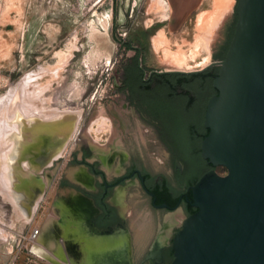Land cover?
Returning a JSON list of instances; mask_svg holds the SVG:
<instances>
[{
    "label": "rangeland",
    "instance_id": "1",
    "mask_svg": "<svg viewBox=\"0 0 264 264\" xmlns=\"http://www.w3.org/2000/svg\"><path fill=\"white\" fill-rule=\"evenodd\" d=\"M236 1L212 32L220 11L215 0L209 12L192 13L177 31L169 26L167 0H0V173L5 174L4 180L0 177V264H56L23 240L34 230L60 264L114 259L98 254L100 247L106 254L116 244L110 238H91L89 231L61 226L63 204H80L75 206L56 183L61 176L73 182L82 177L81 168L65 164L83 146L91 149L90 160H103L109 177L128 156L160 170L166 151L126 104L121 88V70L132 56L126 42L145 45L140 64L146 72L202 69L169 67L160 59L155 38L161 34L173 54L181 51L186 58L198 45L194 61L187 59L194 68L208 55L206 37L212 40L209 64L224 27L234 25ZM65 111L79 114L73 130L55 116ZM42 114L49 116L43 120ZM172 116L180 128L185 125L179 110ZM113 197L121 213L129 215L125 235L118 238L119 246L125 245V264H153L143 258L158 238L159 213L150 210L136 183H127ZM180 224H173L175 230ZM170 236L169 230L163 241Z\"/></svg>",
    "mask_w": 264,
    "mask_h": 264
},
{
    "label": "water",
    "instance_id": "2",
    "mask_svg": "<svg viewBox=\"0 0 264 264\" xmlns=\"http://www.w3.org/2000/svg\"><path fill=\"white\" fill-rule=\"evenodd\" d=\"M234 14L221 61L191 72H159L195 75L218 66L200 156L225 171L210 170L190 187L196 211L172 236L170 264H264V0H237ZM110 239L116 246L99 256L118 260L124 256L122 242Z\"/></svg>",
    "mask_w": 264,
    "mask_h": 264
},
{
    "label": "flooded vegetation",
    "instance_id": "3",
    "mask_svg": "<svg viewBox=\"0 0 264 264\" xmlns=\"http://www.w3.org/2000/svg\"><path fill=\"white\" fill-rule=\"evenodd\" d=\"M233 31L232 22L224 27L222 41L212 53V62L224 58ZM139 40L141 42V38ZM126 47L132 52V56L129 64L121 70L120 84L125 102L151 128L156 142L166 151L165 159L161 162L160 170H156L145 164L142 158L128 156L120 170L116 171L117 174L109 177L107 169L103 167V160H90L91 149L81 147L78 153L71 155L65 165L81 168L82 177L73 182L61 176L56 183L57 190L73 197L71 202H74L75 206L76 203L80 204V208L67 202L63 204L61 226L75 230L84 229L92 233L91 238L108 234L124 237L127 224L125 217L129 215L121 213L113 196L127 183H136L143 197L148 200L150 210L160 215L158 238L150 253L143 258V263L151 261L153 264H170L171 239L178 229L175 230L176 226L173 225L176 223L167 219L177 213L181 218L191 215L190 211L195 209L189 203L190 187L204 173L218 169L201 158L200 143L208 132L203 124L204 113L208 100L217 94L213 79L219 68L213 65L199 74L183 75L194 77L179 82L177 76L180 74L143 70L140 61L145 57L144 44L132 46L126 42ZM176 109L183 115L185 125L182 128L172 116ZM186 135L195 138H188ZM197 148L199 156L194 161L192 153ZM159 205H166V208H157ZM169 230L171 236L165 243L163 238ZM118 262L121 261H116Z\"/></svg>",
    "mask_w": 264,
    "mask_h": 264
},
{
    "label": "bare ground",
    "instance_id": "4",
    "mask_svg": "<svg viewBox=\"0 0 264 264\" xmlns=\"http://www.w3.org/2000/svg\"><path fill=\"white\" fill-rule=\"evenodd\" d=\"M231 1L232 0H215V2H216V6L219 8V15H216L215 17H217V18H213L214 19V21H213V23H212V28L213 27H215L217 24H218V22L219 21H221L220 19L221 18H219L220 16H222V15H224L227 11H228V9L230 10V8H229V6H230V4H231ZM214 2V3H215ZM158 5V4H157ZM163 7V6H162ZM214 7H215V5H214ZM160 8H161V6H160ZM216 10H217V8H215ZM212 18V17H211ZM200 20H202V18L200 19ZM199 21V20H198ZM205 24V23H204ZM220 24V23H219ZM203 26V25H202ZM207 27V26H206ZM204 28V27H203ZM215 28H217V26L215 27ZM215 28H213L214 30H212V32L213 31H215ZM205 29V28H204ZM208 31H209V29H207ZM206 30V31H207ZM210 32H211V30H210ZM212 34V33H211ZM215 34V33H214ZM158 35V36H157ZM156 36V38H155V47H156V50H157V52L159 53V51L160 50H162V53H161V60L165 63V64H167L169 67H173V68H175V69H188V70H190V69H197V68H200V67H203V66H205V64L209 61V54H210V50H209V43H211V41L210 42H208L209 40H208V38H202L203 39V45L206 47V49H207V51H208V55L207 56H204V58L202 59V61L199 63V65H196L194 68H192V67H190L188 64H187V59H189V60H191V61H194V58L198 55L197 54V50H198V45H195L194 46V51L193 52H191L190 54H189V56L186 58V56H185V54L183 53V52H181L180 50V52H176V53H172L171 52V50H170V48H168L165 44V42L166 41H164V37L161 35V34H157ZM212 37V36H211ZM211 37H210V39H211ZM201 39V38H200ZM96 42V41H95ZM165 43V44H164ZM183 45V44H182ZM187 45V44H186ZM165 46V47H164ZM204 50H205V48H204ZM160 54V53H159ZM60 56V55H59ZM61 56H62V54H61ZM64 57V56H63ZM160 57V56H159ZM195 65V64H194ZM181 72H184V71H181ZM191 72V71H190ZM12 99V98H11ZM11 101V100H10ZM23 102V101H22ZM7 108V107H6ZM56 112H57V110H56ZM43 115V114H42ZM47 115V114H46ZM52 115V114H51ZM44 116V118H42L43 120H45V117H48V116H45V115H43ZM55 116H57V117H59L60 119H61V124L63 125V126H68L69 128H71L72 130L76 127L75 125H76V120H77V118L79 117V114L77 113V112H69V111H65V112H61L60 114H57V115H55ZM42 117V116H41ZM47 120V119H46ZM8 124V123H7ZM102 124V126H103V123H101ZM100 124V125H101ZM5 125V124H4ZM48 125H50V124H48ZM54 125V124H53ZM59 125V124H58ZM10 127V126H9ZM101 127V126H100ZM3 128V127H2ZM14 128V127H13ZM8 129V128H7ZM99 129V128H98ZM11 130V129H10ZM58 130V129H57ZM56 131V130H55ZM5 132V131H4ZM7 132V131H6ZM5 132V133H6ZM4 133V134H5ZM10 133V132H9ZM8 133V134H9ZM43 133V132H42ZM46 134H48V133H46ZM45 135V134H44ZM46 136V135H45ZM2 136H0V138H1ZM42 137V136H41ZM44 137V136H43ZM1 139H3V138H1ZM49 140H51V139H49ZM48 140V141H49ZM59 140V139H58ZM57 140V141H58ZM0 141H2V140H0ZM47 141V142H48ZM51 142V141H50ZM53 143V142H52ZM6 144H8V143H6ZM45 144V143H44ZM51 145V144H50ZM11 146V145H10ZM53 146V145H52ZM4 147H6V145H4ZM51 147V146H50ZM55 147V146H54ZM1 148H2V146H1ZM48 148H49V143H48ZM50 149H52V147L50 148ZM49 150V149H48ZM4 155V154H3ZM5 156V155H4ZM6 157V156H5ZM0 175H1V173H0ZM4 175L5 174H3V172H2V175L0 176L1 177V179L2 180H4ZM4 177V178H3ZM3 182V181H2ZM8 188V187H7ZM33 211H34V209H33ZM168 221H172L173 223H181L182 222V218L180 217V215L179 214H175V215H173L172 217H170L169 219H167ZM108 237V236H107ZM110 238H119L118 236H117V234H112V235H110ZM123 241V240H122ZM49 246L50 247H52V244L50 245V243H49ZM123 248H121L122 250H124V242H123ZM46 248V247H45ZM44 248V246H43V241H42V238H37L36 239V241L34 242V243H32V252H34L36 255H38V256H40V257H42V258H47L49 261H51V262H53V263H56V264H60V258H58V256L57 255H52L51 254V252H48V250H46ZM101 253V249L99 248V250H98V254H100ZM88 259H89V263L91 264V257H88ZM121 259H123V261L124 262H118V263H116V261H118V260H116V259H112L111 261H109L110 263L109 264H125V258H124V256L122 257V258H120V261H121ZM98 262H100V264H108V261H103V260H98Z\"/></svg>",
    "mask_w": 264,
    "mask_h": 264
},
{
    "label": "crops",
    "instance_id": "5",
    "mask_svg": "<svg viewBox=\"0 0 264 264\" xmlns=\"http://www.w3.org/2000/svg\"><path fill=\"white\" fill-rule=\"evenodd\" d=\"M212 1L213 0H167L170 8V28L175 31L179 30L192 13L209 12L212 8L210 7ZM233 1L235 3V0Z\"/></svg>",
    "mask_w": 264,
    "mask_h": 264
},
{
    "label": "trees",
    "instance_id": "6",
    "mask_svg": "<svg viewBox=\"0 0 264 264\" xmlns=\"http://www.w3.org/2000/svg\"><path fill=\"white\" fill-rule=\"evenodd\" d=\"M235 22H236V16H235ZM235 22H234V26H235ZM192 77H194V76H192V75H190V76L179 75V76H177V80L179 82H182V81L187 80V79L192 78ZM205 135H207V132L204 134V136ZM186 136L188 137V135H186ZM188 138H193L194 139L195 137L194 136L193 137L189 136ZM192 156L194 158L193 159L194 161H195L196 158H198V156H199V149L198 148L193 151ZM195 211L196 210H191L190 214L194 213Z\"/></svg>",
    "mask_w": 264,
    "mask_h": 264
},
{
    "label": "built area",
    "instance_id": "7",
    "mask_svg": "<svg viewBox=\"0 0 264 264\" xmlns=\"http://www.w3.org/2000/svg\"><path fill=\"white\" fill-rule=\"evenodd\" d=\"M37 235H38V230H34L32 234H30L28 237L23 238V240H25L29 244H32L36 241Z\"/></svg>",
    "mask_w": 264,
    "mask_h": 264
}]
</instances>
